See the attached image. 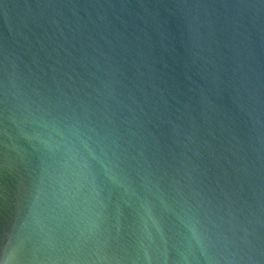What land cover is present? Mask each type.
<instances>
[{
    "label": "water",
    "instance_id": "obj_1",
    "mask_svg": "<svg viewBox=\"0 0 264 264\" xmlns=\"http://www.w3.org/2000/svg\"><path fill=\"white\" fill-rule=\"evenodd\" d=\"M0 264H264V0H0Z\"/></svg>",
    "mask_w": 264,
    "mask_h": 264
}]
</instances>
